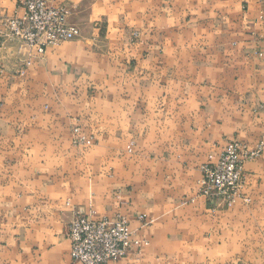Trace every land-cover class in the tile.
I'll list each match as a JSON object with an SVG mask.
<instances>
[{
  "label": "crops",
  "instance_id": "0c3cea01",
  "mask_svg": "<svg viewBox=\"0 0 264 264\" xmlns=\"http://www.w3.org/2000/svg\"><path fill=\"white\" fill-rule=\"evenodd\" d=\"M47 1L76 37L0 41V264H77L74 210L149 241L114 264L264 245V0ZM20 2L0 0V26ZM233 139L263 150L227 205L202 193L200 166Z\"/></svg>",
  "mask_w": 264,
  "mask_h": 264
},
{
  "label": "built area",
  "instance_id": "2783aa9c",
  "mask_svg": "<svg viewBox=\"0 0 264 264\" xmlns=\"http://www.w3.org/2000/svg\"><path fill=\"white\" fill-rule=\"evenodd\" d=\"M20 7L19 13L2 19L0 41L13 38L43 52L45 47L79 34V27L68 21L69 9L64 5H50L47 0H21ZM257 54L264 58V49L257 50ZM25 63L30 64V60ZM83 140L84 136L78 138V141ZM262 147V141L253 146L236 139L227 141L219 158L202 166V193L235 198L244 182L243 163L257 157ZM138 218L145 224V216ZM67 234L71 242V258L77 264H114L131 250L140 249L149 242L138 237L123 216L94 218L79 210H74Z\"/></svg>",
  "mask_w": 264,
  "mask_h": 264
},
{
  "label": "rangeland",
  "instance_id": "374dc122",
  "mask_svg": "<svg viewBox=\"0 0 264 264\" xmlns=\"http://www.w3.org/2000/svg\"><path fill=\"white\" fill-rule=\"evenodd\" d=\"M49 3V2H48ZM50 5H53L51 3H49ZM64 5V4H63ZM66 6V5H64ZM67 7V6H66ZM68 8V7H67ZM69 9V8H68ZM69 15H70V9H69ZM68 15V16H69ZM261 142V141H259ZM258 143V142H257ZM256 143V144H257ZM255 145V144H254ZM225 146V145H224ZM223 146V148H224ZM253 146V145H252ZM222 148V150H223ZM262 150H263V147H262ZM262 150L260 152V154L258 156L261 155L262 153ZM257 156V157H258ZM219 158V157H218ZM256 158V157H255ZM215 162V161H214ZM211 163V162H209ZM204 164H208V163H204ZM202 164L200 167H201V170H202V166L204 165ZM203 171V170H202ZM242 172L244 174V171L242 169ZM245 183V175H244V182L243 184ZM242 184V186H243ZM242 186L239 190V193L238 195L235 197V198H232V199H226L225 197H223L222 195H218V196H210L211 198L212 197H219V198H222L225 203L227 205H230L232 204L237 197H239L241 195V189H242ZM243 246H240L239 248L241 249ZM244 250H242V253L241 252H238L235 254V256H233V258L229 261H226V262H222L221 264H264V245H257V246H244Z\"/></svg>",
  "mask_w": 264,
  "mask_h": 264
}]
</instances>
